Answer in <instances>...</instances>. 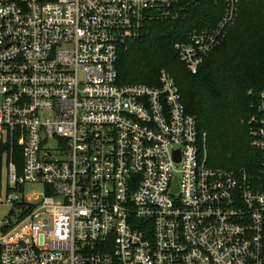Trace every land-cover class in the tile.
Wrapping results in <instances>:
<instances>
[{
	"label": "built area",
	"instance_id": "obj_1",
	"mask_svg": "<svg viewBox=\"0 0 264 264\" xmlns=\"http://www.w3.org/2000/svg\"><path fill=\"white\" fill-rule=\"evenodd\" d=\"M211 1L216 23L173 45L193 75L238 13ZM196 3L0 0V264H264V88L250 175L206 165L166 70L154 86L117 81L147 24Z\"/></svg>",
	"mask_w": 264,
	"mask_h": 264
},
{
	"label": "trees",
	"instance_id": "obj_2",
	"mask_svg": "<svg viewBox=\"0 0 264 264\" xmlns=\"http://www.w3.org/2000/svg\"><path fill=\"white\" fill-rule=\"evenodd\" d=\"M219 15L211 0H200L175 21L150 22L142 38L120 52L117 81L154 86L159 71L166 70L205 135L206 165L255 175L261 159L250 146L247 121L264 88V0H239L234 23L196 74L173 49L193 29L214 25Z\"/></svg>",
	"mask_w": 264,
	"mask_h": 264
},
{
	"label": "rangeland",
	"instance_id": "obj_3",
	"mask_svg": "<svg viewBox=\"0 0 264 264\" xmlns=\"http://www.w3.org/2000/svg\"><path fill=\"white\" fill-rule=\"evenodd\" d=\"M24 191H25L24 194L26 195V197H30L32 195L37 196L41 192V188L40 186H26L24 188ZM5 217H6V211L2 210L0 212V224L5 219Z\"/></svg>",
	"mask_w": 264,
	"mask_h": 264
}]
</instances>
